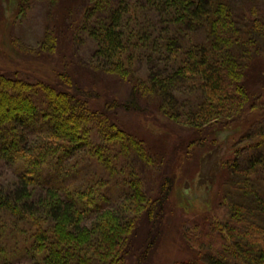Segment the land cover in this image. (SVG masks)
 <instances>
[{"label": "rangeland", "instance_id": "rangeland-1", "mask_svg": "<svg viewBox=\"0 0 264 264\" xmlns=\"http://www.w3.org/2000/svg\"><path fill=\"white\" fill-rule=\"evenodd\" d=\"M210 2L214 4V13L216 8L229 13L233 29L250 25L247 15L264 21V1ZM0 6L6 20V28L0 31V71L18 72L32 84L42 81L46 95L47 87L82 95L89 102L85 109L89 108L90 117L101 116L121 132H111L115 142H103L95 124H89L85 130L89 142L72 146L63 161L72 169L68 170L72 176L62 179V188L80 194L95 193L97 199L105 200L104 206L112 215L136 223L133 237H127L131 253L124 264H180L196 257L198 250L187 237H197L202 229L223 225L228 208L220 183L225 171L232 169L229 161L234 152H239L234 160L242 155L238 150L241 145L234 144L237 136L241 137L237 134L239 128L230 122L202 138L206 140L204 146L193 144L187 152L183 149L192 126L199 124L200 108L207 94L201 75L191 71L190 65L195 61L191 62L187 54L196 50L212 51L210 57L216 54L212 50L215 42L211 26L216 13L201 20L198 12L197 16L188 15L174 0H0ZM116 16L118 24L114 31L120 40L124 39L120 62L106 55L104 46L101 47ZM49 36L54 43H49ZM51 44L54 48L45 51ZM39 52L47 54L44 59ZM199 59V55L195 57ZM187 62L190 65L181 74L178 65ZM159 81L163 82L164 91L155 87ZM135 89L139 90L137 104L131 98ZM19 98L0 101V113L6 114L16 107ZM59 117L60 121L65 118ZM64 123L62 129L68 132L72 124ZM138 141L142 153L134 149V142ZM51 144L57 150L65 149L60 148L63 145L59 140ZM30 149L27 147L26 151ZM95 152L100 157H93ZM183 152L182 161L177 155ZM19 163L13 165L0 154V190L13 189L19 183ZM39 168L43 167L39 164ZM172 174L177 182L168 190L165 208L158 207L149 220H140L144 210L135 212L139 202L134 203L135 190L149 204L159 198L158 189L164 178L167 182ZM37 181L29 188L31 199L49 201L55 184L42 177ZM243 205L251 209L247 202ZM39 210L40 216L44 215L42 206ZM99 217L85 216L86 226L92 228ZM45 225L52 226L50 222ZM34 231L33 219L0 210V263L40 264L26 251ZM92 248L85 246L80 258L90 260L89 264H108Z\"/></svg>", "mask_w": 264, "mask_h": 264}, {"label": "trees", "instance_id": "trees-1", "mask_svg": "<svg viewBox=\"0 0 264 264\" xmlns=\"http://www.w3.org/2000/svg\"><path fill=\"white\" fill-rule=\"evenodd\" d=\"M174 1L182 5L188 15L197 16L198 12L197 17L201 20H206L207 15L212 13L217 15V18H212L215 22L210 24L215 42L212 50H215L216 54L210 57L212 51L196 50L187 54V58L195 63L178 65L181 74L190 65L191 71L201 75L203 85L207 89L205 103L200 108L199 124L192 126L186 137L187 141H183L184 152L193 144L204 146L206 140L202 138L211 135L214 129L215 132L218 131L217 126L230 122L239 128L237 134L241 137L237 136L234 144L241 145L238 150L242 154L234 160L239 153L234 152L229 161L233 170L227 169L220 183L224 203L228 208L227 219L221 226L198 231L197 237L188 236L187 239L191 245H195L198 254L192 260L186 259L180 264H264V101L260 100L264 98L261 91L264 90V21L260 17L247 15L245 17L251 24H243L233 29V19H230L229 13L223 8H216L214 13L211 0ZM3 12L0 6V31L6 28ZM113 19L114 27L106 32L105 43H101V47L104 46L106 55L114 56L113 60L120 62L124 39L122 37L120 40L114 31L115 25L118 24L117 16ZM251 30L253 32H249ZM49 39V43L55 42L53 37L49 36ZM52 46L53 44L48 46L45 51L50 52L54 48ZM40 51L45 53L42 49ZM40 55L44 59L47 54ZM198 55L200 59L197 61L195 57ZM22 77L24 76L18 72L8 69L0 71V101L6 102L7 98L20 97L16 107L6 114L0 113V154L13 165L21 162L19 183L13 189L0 190V210L4 209L11 215H22L23 219L29 217L35 221V231L28 240L29 248L26 251L40 264H75V261L77 264H89L90 260L80 258L87 245H92L93 253L102 257L108 264H124L125 258L131 253V242L127 237H133L136 223L123 219L120 215H112L104 206L105 200L97 199L95 193L88 191L80 194L62 188V179L72 176V169L65 166L63 161H66L72 146L89 142L85 135L89 124H95L103 142H115L111 132H121H117V128L99 118L101 116L90 117L89 108L85 109L89 102H86L82 95L69 94L64 90L56 92L52 87H47L49 92L46 95L43 89L45 83L35 81V84H32ZM155 87L160 91L165 88L161 81L155 83ZM131 94L132 101L136 100L137 104L139 90H132ZM60 115L65 117L63 121L59 120ZM65 121L72 124L68 132L62 129L66 126ZM29 137L36 139L32 141ZM54 140H59L60 145H63L60 148L65 149L57 150L56 145L51 144ZM138 142H134V149L142 153L141 142ZM27 147L31 149L26 151ZM53 152L59 153V156H54ZM184 152L178 154L177 158L183 161ZM93 157L100 155L95 152ZM55 162L60 166H55ZM39 164L43 168L38 169ZM38 177L50 179V184L56 186L47 202L31 199L29 188L38 182ZM166 181L164 178L158 189L159 198L149 204L144 202L139 191L135 190L134 203L139 201L135 204V212L144 210L140 220H149L158 207L161 210L165 208V201L169 198L168 190L177 180L175 181L172 174ZM237 192L240 194L237 195ZM246 202L251 205L252 210L244 207ZM145 205H149L147 209ZM40 206L42 212L44 211L42 216ZM90 214L100 216L99 222L92 228L86 226L84 218ZM37 217H41L40 220L36 219ZM48 222L52 226H46L45 223ZM209 225L213 227L212 223ZM150 246H153V243ZM141 255L139 253V256Z\"/></svg>", "mask_w": 264, "mask_h": 264}]
</instances>
